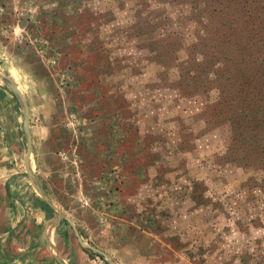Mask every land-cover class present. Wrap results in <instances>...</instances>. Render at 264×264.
I'll use <instances>...</instances> for the list:
<instances>
[{
	"label": "rangeland",
	"instance_id": "rangeland-1",
	"mask_svg": "<svg viewBox=\"0 0 264 264\" xmlns=\"http://www.w3.org/2000/svg\"><path fill=\"white\" fill-rule=\"evenodd\" d=\"M0 264H264V0H0Z\"/></svg>",
	"mask_w": 264,
	"mask_h": 264
},
{
	"label": "crops",
	"instance_id": "crops-1",
	"mask_svg": "<svg viewBox=\"0 0 264 264\" xmlns=\"http://www.w3.org/2000/svg\"><path fill=\"white\" fill-rule=\"evenodd\" d=\"M27 146H28V141H27ZM30 155H31V150H29V148H27V154H26V161H27V163H26V165H25V169H26V172L28 173L30 179L32 180V176L34 175V173H33L32 169H31V163H30V159H29ZM11 172H13V173H10V174L8 175V177H10V176H12L13 174L16 173V171H11ZM7 180H8V179H7ZM33 181H34V183H33L34 187H36L37 191H40V189L37 187V185H36V183H35V179H33L32 182H33ZM4 187L6 188V193H7V192H8L7 185L4 184ZM5 188H3V189H5ZM52 206H53V207L55 208V210L57 211L58 208L56 207V205L54 204V205H52ZM62 215L65 217V219H66L69 223H72V220H71L67 215H65V214H62ZM17 222H19V220H17Z\"/></svg>",
	"mask_w": 264,
	"mask_h": 264
}]
</instances>
